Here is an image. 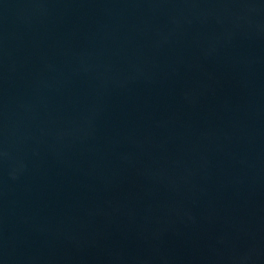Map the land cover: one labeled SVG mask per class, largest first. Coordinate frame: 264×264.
Returning a JSON list of instances; mask_svg holds the SVG:
<instances>
[{
  "label": "water",
  "instance_id": "obj_1",
  "mask_svg": "<svg viewBox=\"0 0 264 264\" xmlns=\"http://www.w3.org/2000/svg\"><path fill=\"white\" fill-rule=\"evenodd\" d=\"M0 264H264V0H0Z\"/></svg>",
  "mask_w": 264,
  "mask_h": 264
}]
</instances>
